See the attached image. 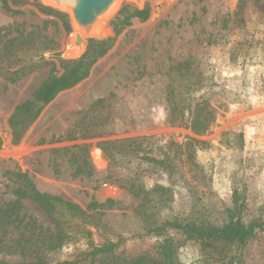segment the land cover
<instances>
[{"label": "rangeland", "instance_id": "374dc122", "mask_svg": "<svg viewBox=\"0 0 264 264\" xmlns=\"http://www.w3.org/2000/svg\"><path fill=\"white\" fill-rule=\"evenodd\" d=\"M138 1L118 0L85 37L50 0L20 13L0 1V264L71 263L90 251L87 239L120 245L79 264H161L165 238L178 264H264V232L239 250L186 240L169 225L264 222V0ZM39 5L66 16L69 31ZM140 10L145 20L129 18ZM77 34L105 41L107 52L14 143V108L62 73H51L57 55L85 53ZM203 103L213 124L198 136L182 124ZM19 190L84 212L53 215L65 243L49 239L54 223Z\"/></svg>", "mask_w": 264, "mask_h": 264}, {"label": "trees", "instance_id": "16d2710c", "mask_svg": "<svg viewBox=\"0 0 264 264\" xmlns=\"http://www.w3.org/2000/svg\"><path fill=\"white\" fill-rule=\"evenodd\" d=\"M0 1L5 10L13 13H20L21 11L18 9L19 7L32 4V2H29V0ZM37 7L41 13L47 16L53 15L61 19L65 31H69V26L66 22V16L56 13L50 8L42 7L40 5ZM146 17V10L134 11L129 16V18H138L140 20H145ZM116 19L119 20V18ZM126 23L127 20H123L121 24L126 25ZM113 27L115 30L117 26L113 24ZM107 50L108 44L105 41L90 40L85 53L75 60H64L57 55L56 57L59 63L58 68L56 69L55 65L53 64L51 73H56L58 69H61L62 73L59 76L52 75L47 78L32 93L30 99L14 108L12 115L8 119V126L14 131V143H17L25 128L29 127L37 119L41 110L51 101H53L58 94L73 88L78 83L85 80L88 77L91 68L98 61V59H100L107 52ZM205 109L207 108L203 103L200 105L198 110L188 112V117L185 119L182 125L186 129L192 131L195 135L203 136L207 134L210 130V127H212L213 120L211 117H209V114H211L210 111L207 110L205 112ZM79 150L82 151V156L86 158V148L81 147ZM103 150L104 152L107 151L106 148H103ZM83 165H87V162L84 161ZM23 178L25 177L23 176ZM15 195L20 198L30 197L33 202L50 217L51 221L54 223L55 234H52L49 239H53L54 242L59 241L56 245H58L60 242V245H62L68 240L69 237L65 234L63 227L56 222L55 218H53V215L56 213V211L63 209L73 218L84 215V212L76 205L68 201H64L59 197L39 194L38 192H34V190L30 195L23 190H19L15 192ZM234 208L237 212L240 211L239 206H235ZM169 225L181 235H183L186 240H198L202 243H205L206 247H213V244L220 242L223 245H228L239 250L246 246L251 240H253L257 236L258 232H264V222H253L249 225H245L238 220L230 221L221 226H203L194 224L182 225L178 223H169ZM83 234L86 236V238L91 236V232L88 230H84ZM50 244L53 243H49V245ZM119 245L120 242L117 244L106 243V245L98 247L94 245L89 239H87V246L90 251L81 252L77 259L71 263L61 262L58 264H79L80 262H86L88 260L92 263L104 255L113 254L114 250ZM5 248V252L7 254H16L15 251H9L11 250V246L5 245ZM20 253L21 255H25L23 252ZM159 256L161 259V264H178L174 258L171 241L167 238L163 239L159 244ZM29 264L49 263H45L44 259L42 258H37L35 262ZM131 264H144V260L140 258L136 261H133Z\"/></svg>", "mask_w": 264, "mask_h": 264}, {"label": "water", "instance_id": "95a60500", "mask_svg": "<svg viewBox=\"0 0 264 264\" xmlns=\"http://www.w3.org/2000/svg\"><path fill=\"white\" fill-rule=\"evenodd\" d=\"M55 5L69 9L73 23L83 36H87L97 20L108 14L112 5L118 0H50ZM139 2L138 0H135ZM75 45L78 50L88 45L79 34L75 36Z\"/></svg>", "mask_w": 264, "mask_h": 264}]
</instances>
